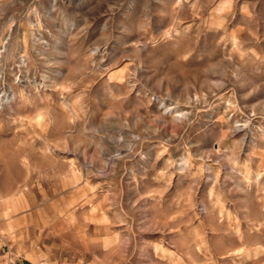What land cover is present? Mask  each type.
Here are the masks:
<instances>
[{"label":"rangeland","instance_id":"374dc122","mask_svg":"<svg viewBox=\"0 0 264 264\" xmlns=\"http://www.w3.org/2000/svg\"><path fill=\"white\" fill-rule=\"evenodd\" d=\"M0 264H264V0H0Z\"/></svg>","mask_w":264,"mask_h":264},{"label":"bare ground","instance_id":"6f19581e","mask_svg":"<svg viewBox=\"0 0 264 264\" xmlns=\"http://www.w3.org/2000/svg\"><path fill=\"white\" fill-rule=\"evenodd\" d=\"M9 102H10L9 98L5 94H2L0 91V106H3Z\"/></svg>","mask_w":264,"mask_h":264}]
</instances>
